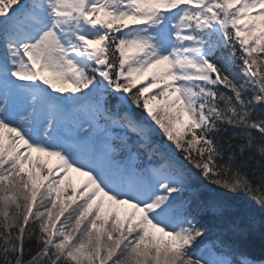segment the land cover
Segmentation results:
<instances>
[{
	"label": "snow or ice",
	"instance_id": "1",
	"mask_svg": "<svg viewBox=\"0 0 264 264\" xmlns=\"http://www.w3.org/2000/svg\"><path fill=\"white\" fill-rule=\"evenodd\" d=\"M256 233L264 0H0V264H264Z\"/></svg>",
	"mask_w": 264,
	"mask_h": 264
},
{
	"label": "trees",
	"instance_id": "2",
	"mask_svg": "<svg viewBox=\"0 0 264 264\" xmlns=\"http://www.w3.org/2000/svg\"><path fill=\"white\" fill-rule=\"evenodd\" d=\"M241 252L246 256L264 260V240L261 239L259 233L245 238L244 243L241 245ZM237 259H240V257H237Z\"/></svg>",
	"mask_w": 264,
	"mask_h": 264
},
{
	"label": "rangeland",
	"instance_id": "3",
	"mask_svg": "<svg viewBox=\"0 0 264 264\" xmlns=\"http://www.w3.org/2000/svg\"><path fill=\"white\" fill-rule=\"evenodd\" d=\"M38 157L42 160H46L48 162L49 167H52L57 162L55 157H47L44 154L33 152V159H36ZM70 176L74 186H78L84 179V177H82L79 173L76 172L70 173Z\"/></svg>",
	"mask_w": 264,
	"mask_h": 264
}]
</instances>
